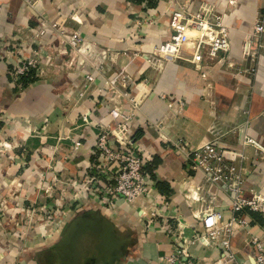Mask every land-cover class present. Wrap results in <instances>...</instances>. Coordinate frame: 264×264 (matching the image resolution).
Wrapping results in <instances>:
<instances>
[{"label":"crops","instance_id":"0c3cea01","mask_svg":"<svg viewBox=\"0 0 264 264\" xmlns=\"http://www.w3.org/2000/svg\"><path fill=\"white\" fill-rule=\"evenodd\" d=\"M152 3L0 0V264H55L62 258L68 264H165L171 256L177 257L176 264H222V247L206 246L202 239L208 208L220 211L225 223L246 222L234 225L230 244L238 262L256 264L254 241L264 246L260 215L254 212L255 219L245 210L234 212L226 188L207 186L203 173L177 144L196 150L216 140L227 161L243 167V195L264 196V161L254 148L241 144L247 135L264 146V34L254 57L243 53L257 21L264 20V0ZM203 4L216 7L231 27L229 52L198 64L162 59L155 50L171 39L173 14L184 9L196 13ZM44 21L65 28L67 38L75 31L82 34L79 51L91 64L87 69L70 67L63 53L69 47L52 27L36 38ZM192 46L185 45L189 58ZM36 51L42 73L23 87L15 68ZM125 66L136 80L131 94L141 100L129 129L132 137L140 133L135 141L152 158V174L145 171L150 192L132 203L119 199L109 207L101 200L91 203L86 199L90 192L72 185L92 173L98 125L114 123L99 88ZM94 67L102 68L103 75L79 99L85 75L95 74ZM237 128L240 134L231 132ZM244 151L247 158L240 163ZM57 181L70 182L68 198L83 201L77 210L66 212L67 236L63 229L62 237L42 243L20 237V216L43 198L59 196ZM159 183L166 184L164 192L157 188ZM206 190L215 195L214 202ZM77 220L84 221L86 230L78 240ZM93 227L99 231L96 240L89 236Z\"/></svg>","mask_w":264,"mask_h":264},{"label":"built area","instance_id":"2783aa9c","mask_svg":"<svg viewBox=\"0 0 264 264\" xmlns=\"http://www.w3.org/2000/svg\"><path fill=\"white\" fill-rule=\"evenodd\" d=\"M2 7L0 6V16ZM223 15L216 7L203 4L198 12L191 13L187 9L175 12L172 16L170 29L171 39L156 48V53L167 61L186 60L193 64L213 60L221 54L228 53L231 46V27L224 24ZM52 27L61 36L62 43L69 48L64 54L70 58V67L79 68L81 71L87 69L91 64L81 55L79 48L83 43V36L79 31L70 33L67 38L65 28L51 25L46 21L40 24L36 32V38L46 34L47 29ZM264 34V20L260 18L255 26L254 33L247 37L243 45L245 56H255V46ZM191 43L190 58L186 55L188 49L185 45ZM42 58L38 51L30 56L22 58L15 68L14 75L18 80L29 71L34 70L36 76H40ZM95 74L85 75V82L78 93L79 99L86 96L95 84L97 78L103 75L102 68H95ZM136 87V80L130 75L127 66L120 68L111 78H106L104 87L99 88V96L103 103L110 106L109 117L113 124H99V133L95 145V162L91 170L97 172L96 176L88 177L92 183L90 195L110 198V205L115 201L123 199L128 203L145 197L150 192V183L145 174L146 166L152 162V158L146 155L133 140L129 124L135 113L141 107V100L131 94V89ZM165 98V96H162ZM88 114L83 115V120L88 122ZM232 133L240 134L241 130L233 129ZM216 140L206 142L202 147L191 150L182 143L177 144L178 149L190 158L195 170L203 173L207 186L226 188V192L232 202L234 212L249 210L260 214L264 218V196L253 194L251 197L243 195L244 172L243 167L227 161L224 149L219 147ZM244 149L252 147L257 156L264 161V146L255 139L244 135L241 138ZM246 153L240 156V163L246 160ZM87 178V180H88ZM206 195L211 202L216 200L214 194L206 190ZM197 200H201V197ZM202 224L204 235L202 237L206 246L222 247L224 258L222 264H241L236 260L235 253L230 244V233L234 225H245L243 220L232 219L230 222L223 221V214L208 208L203 215ZM257 244L258 255L256 264H264V246ZM177 257L171 256L164 259L165 264H176Z\"/></svg>","mask_w":264,"mask_h":264},{"label":"rangeland","instance_id":"374dc122","mask_svg":"<svg viewBox=\"0 0 264 264\" xmlns=\"http://www.w3.org/2000/svg\"><path fill=\"white\" fill-rule=\"evenodd\" d=\"M90 171H92V173L88 174L87 175L88 177L97 175L96 171L94 170H90ZM87 176L83 178V182L79 178H77V180L73 179L76 181L74 185H72L73 188L83 187V190H87L89 192L93 184L89 182V178ZM69 183L70 182L68 181L66 183L63 181L62 182L57 181V185L54 187V189L57 191L59 196L51 195L49 197L43 198L42 202L38 201L34 206L29 207L26 210L24 216L23 215L20 216V219L18 223L16 224L17 225L16 228L18 229L17 230L18 232L20 230H23L21 231L19 235L20 237H24L25 239H29L30 237H33L34 239L36 238L37 240H39L40 243H42L44 241H47L53 236H55L58 239L63 236L64 234L63 229H65V227L66 226L68 227L69 225L67 222L68 220L67 216L70 214L68 215L66 214L70 210H77L78 209L77 207H80L79 204L81 205V203L83 202L81 201V203L79 202L76 203L74 202L75 198H72V197L68 198V196L66 195L67 194L66 187H69L68 185L71 184ZM82 199L83 198L79 200H82ZM86 199L90 200L91 203H93L92 202L93 200H101L103 205L108 204L109 207L111 206L110 198L97 197L95 195L89 194ZM84 202H87V201L85 200ZM1 215H2L1 220L3 223L5 216L2 213ZM37 224H41V225L38 227ZM74 226H75L74 234L79 235L78 238L75 235V239L78 240L81 234H86V230L83 228V226H85L84 221L77 220ZM89 230H90L89 236L92 237L94 240H96L98 238L97 235L99 234L98 228L93 227L92 230L90 228ZM65 233L67 236L68 231H66ZM65 259L62 258L60 262H56L55 264H68L67 260ZM19 264H22V263H19Z\"/></svg>","mask_w":264,"mask_h":264},{"label":"trees","instance_id":"16d2710c","mask_svg":"<svg viewBox=\"0 0 264 264\" xmlns=\"http://www.w3.org/2000/svg\"><path fill=\"white\" fill-rule=\"evenodd\" d=\"M141 2L143 1V0H140ZM147 5H148V7L150 6V7H153L154 6V4L152 3V0H147ZM38 80V76H36V72L34 71V70H32V71H29L26 75H24V76H21L19 79H18V82L20 83V84H22V86L23 87H27L28 85H30V84H32V83H34V82H36ZM140 137V133H138V134H136L134 137H132L133 138V140L135 141V140H137L138 138ZM136 142V141H135ZM93 162H95V160L93 159ZM150 163L146 166V168H145V171L146 170H149V172H151V174H152V165H150ZM153 165H154V163H153ZM157 188L161 191V192H164L165 190H166V184H162V183H159L158 185H157ZM170 191H169V189L167 190V192L166 193H169ZM245 212H247V213H249L251 216H253V217H255V219H256V215L254 214V212H252V211H249V210H245ZM260 215V214H259ZM259 221L260 222H262V225H264V218L260 215V217H259Z\"/></svg>","mask_w":264,"mask_h":264}]
</instances>
